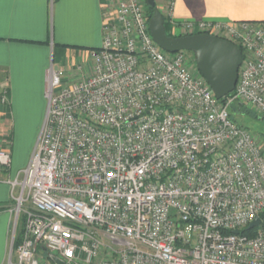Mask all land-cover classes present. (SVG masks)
Listing matches in <instances>:
<instances>
[{"label":"built area","instance_id":"obj_1","mask_svg":"<svg viewBox=\"0 0 264 264\" xmlns=\"http://www.w3.org/2000/svg\"><path fill=\"white\" fill-rule=\"evenodd\" d=\"M107 1L80 80L46 72L41 132L9 182L25 222L8 264H43L42 249L65 264H264L263 142L230 114L239 102L264 118V24L176 20L169 7L174 37L243 49L236 89L219 100L185 51L154 41L146 0ZM11 165L0 149V168Z\"/></svg>","mask_w":264,"mask_h":264},{"label":"crops","instance_id":"obj_2","mask_svg":"<svg viewBox=\"0 0 264 264\" xmlns=\"http://www.w3.org/2000/svg\"><path fill=\"white\" fill-rule=\"evenodd\" d=\"M163 16L173 4L176 20H219L264 24V0H155ZM107 0H0V88L8 91L10 105L0 107V149H9L12 165L0 168V264H8L17 240L24 231L25 217L16 225L12 210L16 203L9 183L25 169L35 149L23 154L15 150L12 137L16 126L6 117L17 104L26 119L33 114L36 85L47 70H65L69 81L80 80L77 65L88 52L103 44ZM56 61H59L57 67ZM25 103L24 107L18 106ZM13 103V104H12ZM33 116V115H32ZM37 143V142H36ZM36 146V145H35ZM43 264H56L58 258L45 249L38 257Z\"/></svg>","mask_w":264,"mask_h":264},{"label":"water","instance_id":"obj_3","mask_svg":"<svg viewBox=\"0 0 264 264\" xmlns=\"http://www.w3.org/2000/svg\"><path fill=\"white\" fill-rule=\"evenodd\" d=\"M153 9L149 27L154 41L168 53L189 51L195 56L196 68L212 88L219 100L232 94L238 83L239 70L243 63V50L221 38L198 34L191 36H169L165 28V18L156 6L155 0H146ZM261 219L249 225L248 230L260 225ZM237 232V231H236ZM56 264H65L55 259Z\"/></svg>","mask_w":264,"mask_h":264},{"label":"rangeland","instance_id":"obj_4","mask_svg":"<svg viewBox=\"0 0 264 264\" xmlns=\"http://www.w3.org/2000/svg\"><path fill=\"white\" fill-rule=\"evenodd\" d=\"M171 26V32L174 34V31ZM187 56L192 58V61H195V56L192 52L185 51ZM56 66H59V61H56ZM196 67V61L194 62ZM45 89H46V76L42 81H39L38 85H36V97L34 98V102L32 103L33 107V116L26 119L22 115L17 112V104H13V110L8 111L6 117L12 119L16 126L14 137H12V142L14 144L15 150L20 151L23 154H26L30 149H34L36 142L38 140L39 134L41 132V128L43 126L44 118L47 112L48 101L45 97ZM18 106L24 107L25 103L21 102ZM247 107V112L235 111L233 108L230 109V114L232 120L236 121L237 124L243 126L244 128L251 133L252 136L258 138L263 143L264 148V118L258 114L253 108ZM18 174V173H17ZM17 176V175H16Z\"/></svg>","mask_w":264,"mask_h":264},{"label":"trees","instance_id":"obj_5","mask_svg":"<svg viewBox=\"0 0 264 264\" xmlns=\"http://www.w3.org/2000/svg\"><path fill=\"white\" fill-rule=\"evenodd\" d=\"M146 8H147V12H148L149 18H151L152 15H153V9L150 8L148 5L146 6ZM164 18H165V28H166V32H167V34H168L169 36H173V34H172V32H171V26H170L171 24L169 23V21H168V19H167L166 16H164ZM241 50H243V49H241ZM243 54H244V51H243ZM232 108H233L235 111H240V112H244V111L247 110V107L244 106V104L239 103V102L235 103V104L232 106ZM246 112H247V111H246ZM245 233L248 234L249 236H252V235H253L252 232H248L247 230L245 231ZM20 242H21V238H19V239L17 240L16 244L18 245Z\"/></svg>","mask_w":264,"mask_h":264}]
</instances>
